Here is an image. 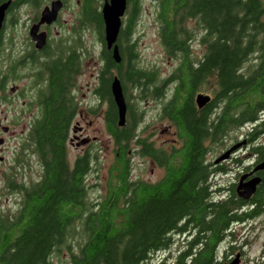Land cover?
I'll list each match as a JSON object with an SVG mask.
<instances>
[{"label":"trees","instance_id":"obj_1","mask_svg":"<svg viewBox=\"0 0 264 264\" xmlns=\"http://www.w3.org/2000/svg\"><path fill=\"white\" fill-rule=\"evenodd\" d=\"M7 1L0 0V5ZM42 1L25 0L38 10ZM102 1L83 0L79 17L81 28L93 27L104 46L97 93L109 103L106 123L118 149L105 195L97 203L89 201L87 177L98 161L96 154L90 151L79 157L73 167L68 163L66 141L78 110L73 88L79 65L72 51L54 62L55 80L45 115L31 136L43 179L31 187L19 185L16 176L7 183L9 193L22 195L24 204L14 215L0 211V264H55L61 251L71 249L78 226L84 242L79 252L70 250L68 264H147L155 253L170 250L174 237L188 234L177 264L230 261L241 247L235 227L264 215V171L254 175L262 182L245 201L237 193L241 177L227 189L211 179L227 174L226 166L231 161L239 165L241 159L233 155L215 165L209 156L220 157L236 145L226 142L237 140L232 134L245 130L242 149L252 158L243 171H253L264 162V0H158L160 42L166 55L178 61L167 78H161L157 69L139 65L133 39L143 0H128V19L117 42L120 64L106 47ZM14 9L16 2L10 11ZM5 32L0 33V55L6 52ZM196 41L203 49L199 59L192 54ZM4 71L0 67L1 93L8 82ZM114 77L120 80L127 103L122 128L111 90ZM169 88L172 100L162 115L176 127L181 147L167 155L145 139L136 140V128L143 118L137 104L162 100ZM199 92L211 95L202 109L195 99ZM133 145L140 155L154 157L166 169L162 180L132 181Z\"/></svg>","mask_w":264,"mask_h":264},{"label":"rangeland","instance_id":"obj_2","mask_svg":"<svg viewBox=\"0 0 264 264\" xmlns=\"http://www.w3.org/2000/svg\"><path fill=\"white\" fill-rule=\"evenodd\" d=\"M66 1L69 2V8L62 15V30L65 32L64 34L69 37L71 35L68 32H70L72 27L74 28V26L78 24L80 14V4H78V2H81V0ZM49 2L50 0H43L40 10L31 6L10 14L8 21L11 20L15 22L12 27L7 26L4 44L8 42L12 45V49L16 48L17 53V48H19L20 44L28 37L29 19L42 11L44 6ZM157 4L158 0L142 1V13L136 26L135 39L140 57L139 65L145 69H157L161 78H167L177 67L178 61L168 57L161 45L159 38V25L157 21ZM8 24L9 23H7V25ZM57 32H59V30ZM80 34L81 36L83 35L82 32ZM85 34L83 35L87 44L85 47L88 48L89 54L91 55H88L83 63L84 75L77 80L75 94L79 104H82L80 106V112L82 114H86L85 111L87 108L90 107V109H95L98 106L93 91L97 87V76L102 68V62L100 59L101 49L99 45L96 44V38L92 33ZM53 37H56V31L53 32ZM93 45H95V50H93ZM6 47L8 48V46ZM9 52L10 53L5 52L0 55V67L2 69H5L6 67V59H15V56L13 57L11 55V51ZM192 54L195 59H199L203 55V49L199 46L198 41L192 43ZM172 91V88L168 89V97H170ZM131 93L133 96H137L135 90L131 91ZM207 93L208 92H201L203 95H208ZM165 102L167 101L149 99L143 103L137 104L138 109L143 113L141 123L137 127V134L141 139L153 140L159 147L167 149V147L174 144L176 147H180V142L175 143L177 140L176 127L171 121L164 118L162 115L163 107L166 104ZM103 109H106L105 106H103ZM0 117H2V115H0ZM76 122H81L84 127H87L85 135L88 138L91 140L96 139V142H94L89 149L93 154H96L98 161H96L91 174L87 177V183L90 186L88 194L89 201L94 204L102 200L105 195L108 170L114 163L116 146L114 145L113 139L106 131L104 118L101 113L92 115L89 112L87 120L78 117ZM88 124L91 125L88 126ZM245 132V130L235 132L232 134V138L235 140L237 137V140L233 141V139H228L226 142L232 146L234 144L242 143L244 141ZM12 138L13 137H10V140L7 143L10 149L12 148L9 151L10 155L6 164L0 166V211L5 215H14L19 210L18 203L20 196L18 194L9 193V190L7 189L8 181H10L13 176H16L15 170L12 172L8 170L9 163L13 158L11 153L16 149L17 145L12 143ZM242 148L234 154L237 155L235 159H241L242 163L238 165L234 161H231L226 166L229 169L228 173L212 179V183L218 184V187H221L222 189H227L231 184L236 182V177H239L238 173L241 172L243 168H247L251 165L247 163L252 158L251 154L247 153L246 149ZM87 149L88 148H86V150ZM82 150L83 149H76L75 147L69 146L68 162L70 165L75 162L78 156H81L83 152ZM138 152L139 150L133 145L129 155L132 181L140 180L147 183L159 182L164 175L163 170L155 166L148 158L140 155ZM218 157L219 156H216V153H211L209 160L210 162H213ZM31 174L36 175L35 168L34 171L32 170ZM15 181L17 183L21 182L19 176L15 178ZM80 230L81 229L78 226L77 233L74 235L73 240L70 243L72 246L70 250L74 253L79 252V246L84 242V237ZM190 236L191 235L188 234L174 237L173 247L170 250L155 253L147 264H177L178 256L186 249ZM235 239L239 241L238 245H241L240 249L234 251V255L229 257L230 261L224 262V260L221 259V264L232 262L237 255H240V264H264V215L253 222L236 226ZM224 246L222 253L227 249ZM70 250L66 248L64 251H61L59 256L55 259V264H68L71 257Z\"/></svg>","mask_w":264,"mask_h":264},{"label":"flooded vegetation","instance_id":"obj_3","mask_svg":"<svg viewBox=\"0 0 264 264\" xmlns=\"http://www.w3.org/2000/svg\"><path fill=\"white\" fill-rule=\"evenodd\" d=\"M54 1L57 0H50V2L44 6L42 11L46 7L50 6ZM61 1L63 2L64 6L63 9L60 11L56 22L52 23L51 25L44 24L39 29L38 34L39 35L45 34L46 36V43L42 49L37 48V43L34 42L30 36L31 29L37 26L40 22L42 11L38 12V14H36L34 17L29 19L28 37L26 38L25 41H23L20 44L19 48H17V53H16V48L12 49V45H10L8 42H6L5 44L6 53H10L9 51H11V55L13 57L15 56V59L14 58H12V60L6 59L5 61L7 62V64L3 76L7 78L8 82L6 84L5 92L4 93L0 92V115H2V117H0V166L6 164V161L10 155L9 151L12 149V148L10 149L7 143L10 140V137H13L11 139L13 141L12 143L17 145H16V149L11 153L13 155V158L9 163L8 170L12 172L14 169L16 171V177L19 176V179L21 180V182L18 184L22 186L25 185V187L27 186L31 187L32 184H39L43 179V168L39 159L37 158L36 154L33 151V142L31 136L34 133L38 121L43 117V115H45V107L46 104H48V99H49L47 98V96L50 94V89L52 87L53 81L55 80L54 74H56V68H55L56 64H54V62L57 60L59 56H63L65 54L71 55L73 53L72 51H74V54L76 56L79 65L75 77L76 84L73 88V93L75 95L77 89V80L82 78L84 75L83 63L86 57L88 55H91L89 54L88 48L85 47V45L87 46V44L84 40L83 35L85 33L86 34L92 33L93 36H95L96 44H98L101 49L100 59L102 57V52L104 47L103 44L100 42L96 30L93 27L81 28V25H83L81 17L78 18V24H76L74 28L72 27L70 32H68L70 33L71 36L67 37L64 34L65 32H63L62 30L63 29L62 15L69 8V2L66 0H61ZM12 2L17 3V9H14L12 11H10L9 9L7 13V17L3 29L6 32H7V26H8L7 23H9L8 20L10 14H12L13 12L20 11L24 8L31 7V4L29 2H25V0H12ZM78 4H80V12H81L83 0H81V2H78ZM103 4H104V0L102 1L101 4L102 7ZM102 7H101V12H102ZM127 11L128 10H126L124 17L122 18V28L124 27V24L125 22H127L128 19ZM139 18L135 24L134 30H136V26L138 24ZM11 22H12L11 24H14L15 21H11ZM58 30L59 32H57ZM55 31H56V37L54 38L53 32ZM6 32L4 33V40H5ZM81 32L83 33L82 36L80 34ZM133 41L136 42L135 36ZM95 45L92 46L93 50H95ZM6 46H8V48ZM101 62H102V68L97 76V81H96L97 87L93 91L94 98L97 100L98 106L95 109L93 108L90 109L89 107L85 111L86 114H82L80 112V106L82 104L81 103L79 104V101L75 96L76 102L78 103V110L73 122L70 124L66 145H67V150H69V146H71V147H75L76 149H83L82 150L83 152L81 156H78L75 162L72 165H70L71 167L75 165L79 157H83L88 152H90L91 150L89 149V147H91V145L94 142H96V139L91 140L85 135L87 131V127H84V125H82L81 122H76V119L78 117L80 119L87 120L89 112L92 115L101 113V115L104 118L106 131L108 135L113 139V137L110 135L108 131V127L106 123V113L109 109V103L101 99V97L97 93L101 84V74L103 72L102 59ZM198 95H201V93L200 92L197 93L196 98ZM207 96L211 97L210 94H208ZM162 100L167 101L165 102L166 104L163 107V109H165L166 105L172 100L171 95L170 97H168V95L165 96V98ZM103 106H105L106 108L105 110L103 109ZM90 125L91 124H88V126ZM136 136H137L136 140L141 139L140 137H138L137 128H136ZM145 140H147L149 144H152L156 150H161L167 155H170L173 149L179 148L176 147V145L174 144L170 147H167L166 149L157 146L155 142L151 139L150 140L145 139ZM85 142L86 144H83ZM177 142L181 143V141L178 138V132H177V140L175 143ZM86 148L88 149L86 150ZM135 148L137 149L136 146ZM117 150L115 149V151ZM130 153L131 150L129 152V155ZM146 158H148L149 161L152 162L155 166L163 170L164 175L160 179L162 180L166 175V169L164 167H159V164L154 157L146 156ZM33 165L35 168L36 175L31 174L32 170L34 171ZM251 171L242 170L241 172L238 173L239 178L242 177L243 175L250 173ZM217 176L219 175H213L211 179H214ZM239 178H237L236 181H238ZM133 182L135 183V182H144V181L139 180ZM148 184H153V183H148ZM18 195L20 196L18 207H20L24 204V200L22 195L20 194ZM263 249H264V239H263Z\"/></svg>","mask_w":264,"mask_h":264},{"label":"water","instance_id":"obj_4","mask_svg":"<svg viewBox=\"0 0 264 264\" xmlns=\"http://www.w3.org/2000/svg\"><path fill=\"white\" fill-rule=\"evenodd\" d=\"M12 3V0H9L0 5V33L4 29L7 13ZM63 6L64 4L61 0L54 1L50 6L46 7L42 11L39 24L31 29L30 36L33 41L37 43L38 49H42L46 43L45 34H38L40 27L44 24L51 25L52 23L56 22L60 11L63 9ZM126 10L127 0H104L102 15L105 25V42L107 50L112 51L113 59L116 64H120L122 62L117 41L122 29V18L124 17ZM111 90L114 102L118 109V126L122 128L127 122V103L122 84L118 77H114ZM210 101L211 97L203 94L198 95L196 98L197 106L200 109L204 108ZM83 144H86V142ZM243 145V143H239L230 148L215 160V165L229 161L231 157L242 148ZM261 171H264V162L257 165L252 172L243 175L240 178L237 185V193L239 198L249 201L255 195L258 186L262 182V179L260 177L253 176ZM228 264H240V255H237L236 258Z\"/></svg>","mask_w":264,"mask_h":264}]
</instances>
